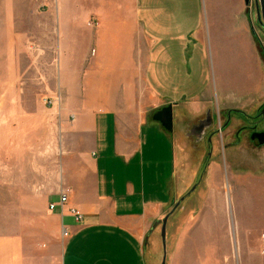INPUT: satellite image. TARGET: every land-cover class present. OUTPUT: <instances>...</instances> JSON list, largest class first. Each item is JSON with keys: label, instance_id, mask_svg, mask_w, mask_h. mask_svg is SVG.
<instances>
[{"label": "crops", "instance_id": "0c3cea01", "mask_svg": "<svg viewBox=\"0 0 264 264\" xmlns=\"http://www.w3.org/2000/svg\"><path fill=\"white\" fill-rule=\"evenodd\" d=\"M36 3L48 6L38 16L48 22L39 64L52 104L34 98V111L20 106V115L59 150L58 174L36 183L34 204L24 198L30 222L0 232V264H157L163 218L185 205L167 218L166 238L175 237L190 204L180 198L179 141L250 63L244 0ZM61 192L80 224L49 211ZM200 230L182 229L171 264H200Z\"/></svg>", "mask_w": 264, "mask_h": 264}, {"label": "rangeland", "instance_id": "374dc122", "mask_svg": "<svg viewBox=\"0 0 264 264\" xmlns=\"http://www.w3.org/2000/svg\"><path fill=\"white\" fill-rule=\"evenodd\" d=\"M36 5V0H0V232L30 222L33 216L26 213L24 203L28 201L24 198L29 197L34 204L36 183L47 180L50 186L58 174L53 161L59 150L53 143L47 145L44 131L36 126L32 129L29 123L22 122L20 115V106L31 112L34 98L39 102L46 98L45 90L52 80L44 78L46 72L39 64L45 57L43 43L47 37L43 38L38 31L48 22H42L38 16H46L48 6L38 9ZM249 20L260 37H251L250 63L243 71L236 67L234 76L240 81L234 88L221 90L226 95L218 103L208 102L206 111L221 122L229 110L254 116L264 106V58L258 43L263 41L264 33L256 29L253 14ZM21 97L23 105L19 103ZM232 116L231 126L212 149L201 146L194 137L179 141L183 147L177 153L178 171L183 178L180 198L196 182L199 186L187 201V212L172 228L176 230L175 237L167 230L165 264H171L173 246L183 228L203 229L199 235L200 251L193 254L200 264H220L219 259L225 254L230 260L228 264H264V145L250 142L246 133L234 138L237 129L251 122L237 114ZM198 119L191 120L186 130ZM259 129L264 130V119ZM209 150L212 154L208 158ZM210 199L216 201L208 204ZM182 206L185 205L181 201L176 211ZM200 240L205 242V248ZM164 248L158 252L157 264L163 263Z\"/></svg>", "mask_w": 264, "mask_h": 264}, {"label": "flooded vegetation", "instance_id": "af4514ba", "mask_svg": "<svg viewBox=\"0 0 264 264\" xmlns=\"http://www.w3.org/2000/svg\"><path fill=\"white\" fill-rule=\"evenodd\" d=\"M245 6H246V15L249 16V19L251 17V14L255 17V27L260 32V34L264 33V0H244ZM250 22V29L252 37L255 39H260V37L257 35L256 30L254 29V26L251 25ZM259 50L261 52V55L264 58V38L263 41L259 40ZM232 114L233 115H239L245 120H247L248 123L251 122L250 125L240 127L237 129L236 135H234V138L240 137L241 134L246 133L245 136H247L250 140V142H253L257 144L258 146H261V143L264 142V130L259 129V126L263 123L264 119V106L254 115V116H247L245 113L241 112L240 110H229L227 113L224 114L225 121L221 122L216 117H211L210 111H207L202 118H199L196 123H193V125L188 130V136L189 138H193L196 140L195 142L201 143V146H204L206 148L212 149L214 146L213 144L215 142L219 143V137L222 135V133L231 126L232 123ZM219 123V124H218ZM207 131V133H205ZM224 140V139H223ZM223 140L221 142L222 148L225 149V145L223 143ZM221 149V148H220ZM210 154H212V150L208 151L207 155L208 158L210 157ZM199 184L196 182L193 187L191 188L190 192L185 194L181 199L185 200L195 193L197 190Z\"/></svg>", "mask_w": 264, "mask_h": 264}, {"label": "built area", "instance_id": "2783aa9c", "mask_svg": "<svg viewBox=\"0 0 264 264\" xmlns=\"http://www.w3.org/2000/svg\"><path fill=\"white\" fill-rule=\"evenodd\" d=\"M43 102L46 105H51L52 104V99L51 98L44 99ZM67 204H68L67 193H62L61 192L58 202L57 203H51L48 206V208H49V211H53L56 208H59V210L61 211L62 214H64L66 212L68 214V216H70L73 219V221H75L76 224H80L82 222V213L79 212L74 207L67 206ZM68 235H69L68 230L67 229H63L61 236H63V238H67Z\"/></svg>", "mask_w": 264, "mask_h": 264}, {"label": "water", "instance_id": "95a60500", "mask_svg": "<svg viewBox=\"0 0 264 264\" xmlns=\"http://www.w3.org/2000/svg\"><path fill=\"white\" fill-rule=\"evenodd\" d=\"M261 145H264V142L261 143ZM180 206L179 203H176V206L169 212L166 214V216L163 218L162 224H161V229H160V233H161V241H162V248L165 247V241H166V226H167V221H168V217L171 213H173L178 207ZM165 248H164V254H163V258H162V264H165Z\"/></svg>", "mask_w": 264, "mask_h": 264}, {"label": "bare ground", "instance_id": "6f19581e", "mask_svg": "<svg viewBox=\"0 0 264 264\" xmlns=\"http://www.w3.org/2000/svg\"><path fill=\"white\" fill-rule=\"evenodd\" d=\"M235 242V241H234Z\"/></svg>", "mask_w": 264, "mask_h": 264}]
</instances>
